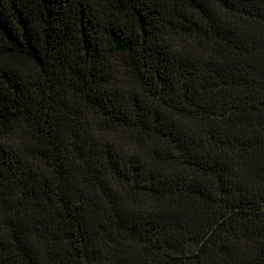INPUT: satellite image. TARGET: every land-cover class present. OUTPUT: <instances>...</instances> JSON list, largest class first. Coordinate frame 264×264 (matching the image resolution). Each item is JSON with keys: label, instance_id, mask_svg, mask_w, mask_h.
<instances>
[{"label": "trees", "instance_id": "trees-1", "mask_svg": "<svg viewBox=\"0 0 264 264\" xmlns=\"http://www.w3.org/2000/svg\"><path fill=\"white\" fill-rule=\"evenodd\" d=\"M0 264H264V0H0Z\"/></svg>", "mask_w": 264, "mask_h": 264}]
</instances>
